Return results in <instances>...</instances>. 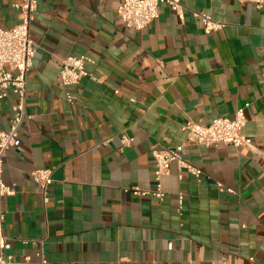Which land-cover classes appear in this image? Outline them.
<instances>
[{"label": "crops", "instance_id": "1", "mask_svg": "<svg viewBox=\"0 0 264 264\" xmlns=\"http://www.w3.org/2000/svg\"><path fill=\"white\" fill-rule=\"evenodd\" d=\"M0 0V29L18 23ZM135 31L117 12L123 0H39L31 39L21 146L5 154V234L16 261L30 264H264V8L238 0H180ZM204 13L222 28L205 34ZM87 55L90 76L70 89L60 71ZM16 97L0 100V130ZM245 107L248 148H206L183 125L233 119ZM134 139L121 146V137ZM183 146L201 180L176 163L163 177V201L138 197L155 182L152 152ZM53 169L47 198L33 182ZM225 187L219 191L218 184ZM231 192H230V191ZM183 207L179 208V195Z\"/></svg>", "mask_w": 264, "mask_h": 264}, {"label": "built area", "instance_id": "2", "mask_svg": "<svg viewBox=\"0 0 264 264\" xmlns=\"http://www.w3.org/2000/svg\"><path fill=\"white\" fill-rule=\"evenodd\" d=\"M242 3L255 5L258 10L264 8V0H238ZM167 6L179 20L183 21L184 7L180 0H123L117 12L125 26L135 31L147 29L160 16L162 6ZM39 0H22L13 5L18 13V23L12 29H0V100H6L10 95L16 97L12 106V118L6 129L0 130V264H30L32 257L27 256L23 261H16L11 254L12 242L5 234L6 211L3 200L15 196L17 186L6 185L3 180L5 154L21 146L20 128L30 119L27 112V86L28 77L37 57V47L31 39V26L35 20ZM196 18H201L205 34L219 31L222 24L215 22L211 16L204 13H194ZM93 63L87 55H70L62 62L60 77L63 86L67 89V99L72 103L70 89L79 85L83 78L90 76L86 65ZM264 97V84L262 85ZM245 107L240 108L233 119L216 118L208 125H200L193 121L186 122L182 130L187 135V140L194 145L206 148L220 145L235 149L248 148L252 139L243 133L246 126ZM121 146L129 147L134 139L128 135L121 137ZM183 146L175 148H162L152 152L155 162V182L150 190L134 188L132 194L138 197H153L163 201L166 193L163 190L162 179L170 174L171 165L176 163L180 172L186 171L192 177L201 180L204 173L188 163L182 155ZM33 182L41 189L45 201L48 202L47 193L53 184V169L36 168L30 173ZM220 192L225 190L218 184ZM230 191V190H229ZM231 192V191H230ZM183 207V195H179V208Z\"/></svg>", "mask_w": 264, "mask_h": 264}]
</instances>
